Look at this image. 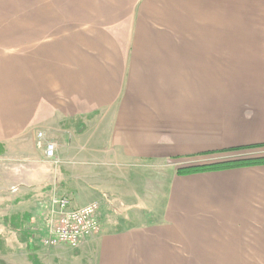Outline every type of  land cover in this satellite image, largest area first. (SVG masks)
Segmentation results:
<instances>
[{
    "label": "crops",
    "instance_id": "obj_1",
    "mask_svg": "<svg viewBox=\"0 0 264 264\" xmlns=\"http://www.w3.org/2000/svg\"><path fill=\"white\" fill-rule=\"evenodd\" d=\"M241 2L0 0V191L20 192L42 240L55 197L99 202L68 264H264V163L178 172L264 148L258 22L221 23ZM19 216L3 220L14 250L34 241Z\"/></svg>",
    "mask_w": 264,
    "mask_h": 264
},
{
    "label": "rangeland",
    "instance_id": "obj_2",
    "mask_svg": "<svg viewBox=\"0 0 264 264\" xmlns=\"http://www.w3.org/2000/svg\"><path fill=\"white\" fill-rule=\"evenodd\" d=\"M237 2H241L243 5V10L241 7L237 6V10H235L236 16L235 20L231 21L228 18H221V23H222V28H230L229 26H234L233 24L236 22L240 21V16L242 17L244 14H254L256 18L254 21H257L258 24L254 25V33L256 29L258 28L261 32V37L260 40H264V0H235ZM240 4V3H238ZM241 9V10H239ZM204 17H206L204 15ZM215 20V19H213ZM230 22V23H229ZM232 24V25H231ZM240 24V23H238ZM221 28V29H222ZM210 30L212 28H209ZM223 30V29H222ZM215 33V32H214ZM223 36V35H222ZM258 156H264V148L263 149H257V150H245V151H236L233 153H227L225 155L220 156L221 159L215 160V157H209L206 158L208 162H203V163H198V164H207V163H213L221 160H229V159H241V158H247V157H258ZM1 160V159H0ZM199 161V159H197ZM195 160H188L187 162H191L188 164V166L195 165L193 163H196L198 161ZM0 167H3V169L0 168V174L2 175V172H4L6 167H11V164H8L4 161H1ZM55 164H59L60 161L57 159V161H54ZM20 192H10L8 190H1L0 191V264H33L32 259H30V254L26 250L25 245L22 244L21 249L19 250H14L8 248V242L6 240L11 239L8 235H11V233H17L16 230H8L6 226L4 225V217L6 215H20L17 217L15 220L19 223L23 222V226L25 225L26 221L24 218V214L26 215L28 212L27 210L29 209L30 211V206L28 205V202H22L20 204H15L14 203V198L19 195ZM57 199H63V203L60 202L58 205L64 206L65 208L61 209L60 206H56L57 209L53 211V205L52 207L47 211V214L45 215V221L49 225V227H54L56 228L59 225L60 219L66 215L71 213L72 211H78L90 204L97 203L99 204L98 201H92L86 205L80 206V207H74L72 206V201L69 198V196H59ZM66 202V203H65ZM142 207L146 208L147 215L150 217L155 216L154 214H149L148 210L150 209L151 205L149 203H145L141 205ZM154 211V208H153ZM99 213V211H98ZM97 213V214H98ZM30 222V223H29ZM27 221V224H30L31 230L29 232H32L33 235V243L34 247L37 251L38 254L41 255L43 258L44 262L46 264H68V251L77 249L81 246L82 243L85 242L87 239H93L96 238L97 236H91V237H85L82 239V242L80 243L79 247L73 248L67 244H59L58 246L50 247V246H45L43 245V240H42V235L44 233V225L42 223V219L40 218H34L31 221ZM32 226H35L32 228ZM19 232V231H18ZM28 233V231H27ZM98 234V233H97ZM95 234V235H97ZM5 236H7L9 239H7ZM26 244V243H25ZM92 246V245H91ZM91 248V247H90ZM94 248V247H93ZM264 261V259H263Z\"/></svg>",
    "mask_w": 264,
    "mask_h": 264
},
{
    "label": "built area",
    "instance_id": "obj_3",
    "mask_svg": "<svg viewBox=\"0 0 264 264\" xmlns=\"http://www.w3.org/2000/svg\"><path fill=\"white\" fill-rule=\"evenodd\" d=\"M36 144L44 151L47 160L57 161V145L55 142L48 140L43 131L37 133ZM60 202L63 203V199H57V197L53 199V211L57 209L56 206ZM58 206L61 209L65 208L61 205ZM99 209V204L93 203L78 211H72L60 219L56 228L49 227L46 223L47 234L42 241L43 245L54 247L59 244H67L73 248L79 247L83 238L91 237L100 232V222L97 214Z\"/></svg>",
    "mask_w": 264,
    "mask_h": 264
},
{
    "label": "trees",
    "instance_id": "obj_4",
    "mask_svg": "<svg viewBox=\"0 0 264 264\" xmlns=\"http://www.w3.org/2000/svg\"><path fill=\"white\" fill-rule=\"evenodd\" d=\"M264 163V156H258V157H247V158H241V159H229L219 162H213V163H207V164H198V165H191V166H183L178 169V172L180 173H190V172H197V171H203V170H214V169H225V168H232L235 166H248V165H254V164H262ZM15 228H18V225H15ZM22 235H27V231H25L23 228L19 229V232ZM26 243L28 249L35 250L34 243L29 242H23L20 241V244ZM33 260H36V257H33Z\"/></svg>",
    "mask_w": 264,
    "mask_h": 264
}]
</instances>
